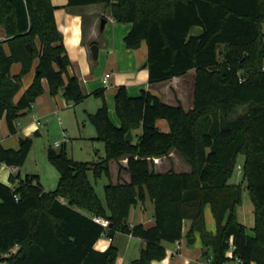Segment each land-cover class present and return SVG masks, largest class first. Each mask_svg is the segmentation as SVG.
<instances>
[{
    "label": "trees",
    "instance_id": "trees-1",
    "mask_svg": "<svg viewBox=\"0 0 264 264\" xmlns=\"http://www.w3.org/2000/svg\"><path fill=\"white\" fill-rule=\"evenodd\" d=\"M93 3L108 6L115 21L132 24L124 37L127 47L146 42L150 83L195 70L193 107L186 110L180 101L169 104L146 88L130 95L122 84L115 92L121 121L116 125L104 89L94 90L91 94L102 102L89 118L106 155L83 161L49 147L48 157L59 172L58 185L50 191L44 190L38 174H11L14 185L0 179V260L115 264V245L97 250L94 244L102 235L112 238L124 232L144 241L131 264H153L166 256L164 242L182 238L188 218V235L199 233L210 264L231 258L264 264V0H68L69 6ZM196 26L199 33L192 32ZM0 27L6 32L0 40V119L5 117L10 133H17L19 117L44 92L43 78L50 94L61 93L68 103L87 96L77 75L68 74L70 59L51 0H0ZM36 59L33 81L14 101ZM15 62L21 68L13 75ZM161 118L167 120L168 131L158 126ZM129 130L132 140L126 137ZM31 145L30 137L18 149L0 144V162L20 167ZM172 150L190 165L189 172L155 171L153 158ZM240 156V175L254 204L253 235L238 218L242 183L229 182ZM121 157H127V165L120 170L130 180L105 184L104 203L89 172L111 179L110 161ZM147 196L154 205V224H130L131 207ZM207 205L216 221L214 233L206 228ZM94 216L107 219L108 225Z\"/></svg>",
    "mask_w": 264,
    "mask_h": 264
},
{
    "label": "crops",
    "instance_id": "crops-1",
    "mask_svg": "<svg viewBox=\"0 0 264 264\" xmlns=\"http://www.w3.org/2000/svg\"><path fill=\"white\" fill-rule=\"evenodd\" d=\"M51 2L54 6L56 24L62 35V40L70 59L68 74L77 75L82 90L87 96H91V93L96 89H104L109 116L116 125H119L121 121L115 110V92L117 87L122 84L126 86L130 95H137L142 88H146L169 104L175 105L180 101L186 110L193 107L194 69L186 73L188 74L192 71L194 77L192 95L188 102L184 103L178 91H176L178 93L177 98L164 100L162 94L158 91V84L160 82H149L148 68L143 64L147 59L146 42L143 40L138 48H129L125 44L124 37L132 27L130 22L115 21L111 15L110 8L104 3L69 6L68 0H51ZM103 18L106 19V23L104 28L101 29ZM5 38L6 32L0 27V40H4ZM94 43L98 45V58L93 56L91 50V46ZM37 63L38 59L35 60L32 70L23 76L22 86L15 95L14 101L18 100L24 90L33 81ZM14 64H16L15 69H11L13 75L17 74L21 68L19 62ZM107 74H109V77L106 82L105 76ZM178 77L180 76H175L168 80H174ZM64 78L67 80V74H64ZM42 82L45 90L37 97L33 109L19 117L17 121V133H10L5 117L0 119L1 129L6 128L4 135L0 138V144L4 147L18 149L22 144L20 143L21 138L29 137L33 131L35 133L38 131L39 133L40 129L38 126L42 124V116L49 114L51 111L50 102L55 101L57 103V95L60 93L56 95L50 94L47 80L43 78ZM65 101L67 102L66 99ZM98 104L99 102L96 105ZM28 113H31L29 120ZM38 119L41 121L40 124L37 122ZM157 124L164 131L169 130L168 122L163 121L162 118L157 120ZM154 159L157 164L158 162L161 163L166 160L170 165L168 169L173 168L176 172H189L191 170L190 165L175 150H172L168 156L154 157ZM117 164H119L118 167ZM177 164H181L183 169H176ZM120 165H127V157L110 161L111 181L114 183L130 180V174L123 168L120 171ZM167 170H157V172L163 173ZM16 173H19L21 176L20 167L0 162V179L4 183L14 185L9 177L11 174ZM44 190L46 189L44 188ZM148 198L147 196L143 202L131 207L128 216V222L130 224L143 223L146 226L154 224V205L149 199L153 207H148ZM61 200L64 201V198H61ZM139 205L141 207H137ZM240 208H243V214L245 211H252L251 207H238V209ZM252 209L254 213V207ZM239 212L240 210H238V218L242 222ZM205 220L206 228L214 233L216 231V221L209 205L205 207ZM190 226L191 220L188 218L184 219L182 238L176 242H164L166 256L160 260H154L153 264H210V261L203 254L205 248L199 233H195L194 242H188L190 238L188 235ZM248 233L253 235V229L251 228V231ZM111 244L118 248V256L115 264H131L132 260L139 256L144 241L132 234L117 232L112 238L102 235L95 242L94 248L97 250H105ZM228 255L232 256L231 249ZM0 264H4V262L0 260ZM225 264H240V261L237 258H231ZM251 264L257 263L252 262Z\"/></svg>",
    "mask_w": 264,
    "mask_h": 264
},
{
    "label": "rangeland",
    "instance_id": "rangeland-1",
    "mask_svg": "<svg viewBox=\"0 0 264 264\" xmlns=\"http://www.w3.org/2000/svg\"><path fill=\"white\" fill-rule=\"evenodd\" d=\"M261 29L264 39V22H262ZM200 31L201 28L199 26L192 29L193 33H199ZM15 65L16 64H13L11 67L12 70L15 69ZM193 79L194 77L191 71L174 80L160 82L158 84V91L162 94L164 100L177 98L178 93L176 91H178L184 103H187L192 95ZM98 102L99 104L96 105ZM100 104L101 98L94 95L87 96L74 105L71 103L68 105L61 93L57 95V103L55 101L50 102V113L42 116V124L38 126L40 132L36 134L33 131L29 136L32 139V145L25 162L20 166L21 176L24 177L26 174H38V178L44 188L50 191L54 190L58 185L59 172L48 157L49 147L57 151L65 150L72 158L83 161H97L100 156L106 155L105 143L98 137L97 130L89 118V113L95 112ZM30 117L31 113H28V120ZM163 121L167 120L163 119ZM5 129L6 128L1 129L0 127V138L4 135ZM64 133L66 134V139L64 138ZM56 141H59L61 144L59 146H54ZM122 158L124 157L120 159ZM153 162L155 171L167 170L170 167L166 160L161 163L158 162L157 164L156 160L153 158ZM239 165L243 166V158L241 156L235 164L229 182L242 183V202L238 207H251L252 211H245L243 214V208L238 210H240L239 214L240 218H242V222L246 225L247 231L250 232L254 224V213L252 209L254 204L246 189V181L243 179V174H238ZM118 166L119 164H117V167ZM176 167L178 170L183 169L181 164H177ZM89 177L97 194L105 203L104 185L111 179H109L105 173L99 177H95L91 171L89 172ZM147 205L148 207H153L149 198ZM137 207L141 206L139 205Z\"/></svg>",
    "mask_w": 264,
    "mask_h": 264
},
{
    "label": "water",
    "instance_id": "water-1",
    "mask_svg": "<svg viewBox=\"0 0 264 264\" xmlns=\"http://www.w3.org/2000/svg\"><path fill=\"white\" fill-rule=\"evenodd\" d=\"M105 23H106V19L103 18V19H102V22H101V29L104 28ZM91 50H92L93 56H94L95 58H98V45H97L96 43H94V44L91 46ZM56 61H57V62H61V59H60L59 57H57V58H56ZM144 66H147V62L144 63ZM126 137H127L128 140H132V139H133V133H132L131 130L128 131ZM22 142H23V138L20 139V143H22ZM194 240H195L194 237H190V238L188 239V242H189V243H192V242H194Z\"/></svg>",
    "mask_w": 264,
    "mask_h": 264
},
{
    "label": "built area",
    "instance_id": "built-area-1",
    "mask_svg": "<svg viewBox=\"0 0 264 264\" xmlns=\"http://www.w3.org/2000/svg\"><path fill=\"white\" fill-rule=\"evenodd\" d=\"M108 77H109V74H107L106 76H105V81L107 82V80H108ZM38 124H40L41 123V121L38 119ZM64 138L66 139L67 137H66V134L64 133ZM61 143L59 142V141H56L55 143H54V146H59ZM240 172H241V166L239 165L238 166V174H240ZM94 220H96L97 222H99V223H101L102 225H104V226H107L108 225V220L107 219H105V218H103V217H99V216H94ZM16 248L17 247H15L14 249H12V252H14L15 250H16ZM3 254H1L0 253V257L2 256ZM238 259V258H237ZM239 260V259H238ZM240 261V260H239ZM240 264H242L241 263V261H240Z\"/></svg>",
    "mask_w": 264,
    "mask_h": 264
}]
</instances>
